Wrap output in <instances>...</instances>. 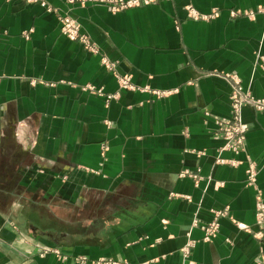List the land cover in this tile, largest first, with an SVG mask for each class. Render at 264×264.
Masks as SVG:
<instances>
[{
    "label": "crops",
    "instance_id": "1",
    "mask_svg": "<svg viewBox=\"0 0 264 264\" xmlns=\"http://www.w3.org/2000/svg\"><path fill=\"white\" fill-rule=\"evenodd\" d=\"M42 1L77 20L136 90H121L100 56L66 38L56 13L0 0V264H260L264 112L244 107L239 154L221 151L216 120L231 117L227 74L264 99V12L232 14L264 0H172L120 13ZM188 6L218 15L195 21ZM186 170L201 179L181 177ZM214 221L219 232L205 241Z\"/></svg>",
    "mask_w": 264,
    "mask_h": 264
},
{
    "label": "built area",
    "instance_id": "2",
    "mask_svg": "<svg viewBox=\"0 0 264 264\" xmlns=\"http://www.w3.org/2000/svg\"><path fill=\"white\" fill-rule=\"evenodd\" d=\"M27 3H39L41 7L46 9L47 12L56 13L58 21L60 24L61 33L71 41L80 43L86 51L98 55L101 58V64L108 71L112 72L118 81L119 88L121 90H136L132 82L131 75H119L117 72L118 62L110 60L107 56L103 55L100 48L92 39L82 32V27L80 23L72 18L68 13H61L58 9H54L49 6L45 1L42 0H25ZM161 1H172V0H67L70 5H81L86 6L88 4L93 5H105L108 7L112 13H120L130 9L147 7L153 4H158ZM256 12H264V7H259L257 11H247L241 13L240 11H234L232 14L234 16L245 15L250 18H254ZM188 16L195 21H208L215 18L218 13L212 15H202L192 6L187 7ZM31 32H25L24 36L26 39H30ZM225 78L230 83L232 87L231 91V117L228 119H218L216 120V125L218 127L217 135L225 142L224 147L221 151H231L235 154L246 151L247 145V133L249 132V126L244 123L242 112L244 107L251 105L257 111L264 112V99H256L252 96L250 92L244 90L242 86L241 79L236 74H227ZM85 91H89L91 94L104 96L107 102L116 98L115 95L105 96L101 89H96L95 87L88 85L83 88ZM168 92H158L157 95L164 96L168 95ZM218 163H229L231 165H238V161H226L224 159H219ZM259 168L255 162H249V167L247 169V185L251 187H256L258 178ZM181 177H190L195 182H198L201 178L199 174L190 172L189 170L184 171ZM222 185V184H221ZM261 194L258 193L257 199V221L258 224L264 227V202L261 199ZM228 213V209L223 212H218V216H224ZM237 227L242 230H249L248 227L241 223H236ZM205 231V241H211L217 236L219 232V223L214 221L210 225L203 227ZM258 237L262 236L261 232L257 234ZM44 254L54 253L62 260H66L68 256L62 254L58 249L46 248L43 250ZM79 262H85V259L79 260ZM94 264H109L106 261H98ZM260 264H264V258L261 259Z\"/></svg>",
    "mask_w": 264,
    "mask_h": 264
}]
</instances>
